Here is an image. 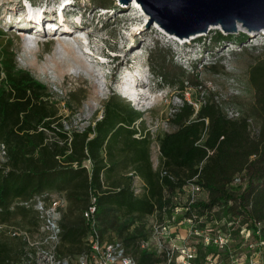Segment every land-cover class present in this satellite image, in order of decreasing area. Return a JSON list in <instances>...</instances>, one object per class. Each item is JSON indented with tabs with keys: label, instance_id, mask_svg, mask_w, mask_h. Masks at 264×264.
I'll return each instance as SVG.
<instances>
[{
	"label": "trees",
	"instance_id": "obj_1",
	"mask_svg": "<svg viewBox=\"0 0 264 264\" xmlns=\"http://www.w3.org/2000/svg\"><path fill=\"white\" fill-rule=\"evenodd\" d=\"M93 3L106 8L113 0ZM247 37L244 32L215 30L211 40L214 44L241 43ZM10 49L0 56V146H4L0 225L13 226L12 218L20 215L36 228L40 218L35 203L27 207L23 201L32 202L36 196L45 201L62 197L66 204L61 209L56 256L71 260L87 250L89 227L83 211L94 195L101 237L108 240L115 235L127 250L133 248L137 264H158L161 259L154 251L140 247V241L150 235L144 222L148 216L158 215L163 221L171 218L175 208L185 207L184 218L195 216V223L203 219L196 224L198 229L219 227L223 219L220 228L233 222L237 226L234 234L243 224L253 227L254 222L264 221V58L249 66L247 82L253 102L246 114L236 108L237 118H229L218 100L204 99L195 107L181 94L182 103L169 118L175 129L157 137L160 160L154 168L150 133L135 125L140 118L137 111L110 98L93 128L68 135L58 101L50 100L53 93L18 68ZM163 62L151 56V70H160L156 73L160 79L176 82L182 90L187 82L183 71L170 73ZM191 82L199 87L198 82ZM240 173L246 184H232ZM135 178L142 183L137 192ZM191 183L207 196L198 195L192 202L187 197L181 205L180 193ZM15 239L21 244L19 250L0 240V264H29L24 255L26 243ZM198 252L201 259L217 248L200 241ZM221 255L227 258L228 250Z\"/></svg>",
	"mask_w": 264,
	"mask_h": 264
},
{
	"label": "rangeland",
	"instance_id": "obj_2",
	"mask_svg": "<svg viewBox=\"0 0 264 264\" xmlns=\"http://www.w3.org/2000/svg\"><path fill=\"white\" fill-rule=\"evenodd\" d=\"M3 1L0 13L6 15L0 14V56L11 47L10 51L16 54L18 68L28 71L53 93L50 100L58 101L62 120L67 124L71 120L73 125H85L86 121L101 118L110 98L137 111L140 118L135 125L138 124L143 133H150V155L154 168H157L160 160L157 137L175 129L169 118L175 107L182 103L181 94L195 107L196 102L209 98L222 102L223 106L225 103L231 108H238L244 114L250 110L253 90L248 86L247 72L257 58H264V32L246 33L248 37L241 43L214 44L211 36L219 29H211L205 35L186 42L185 38L167 33L155 21L147 29L150 18L135 0L128 2V6L113 0L106 8L94 4L93 0H70L73 4L69 8L72 12L67 13L68 21L82 20V27L74 28L72 23L67 22L70 30L57 29L48 33L45 28L36 30L34 23L23 33L15 25L11 26L10 22L25 16L27 9L22 8L21 4L28 0H12L13 4H10V0H0V3ZM63 1L33 0V5L29 7L33 8L32 13L39 6L47 5V10L58 13ZM16 5L19 9L17 13L14 12ZM66 44L71 48L68 51ZM56 45L59 46L55 55L58 68L50 60ZM151 56L164 59L165 70L170 73L183 71V79L187 82L182 90L178 83L160 79V75L156 74L160 70L156 69L155 73L151 70ZM127 74H135L138 80L143 79L136 86L137 92L142 93L138 97L139 103L121 90ZM191 80L198 82L199 87H194ZM1 149L0 163L4 158ZM134 185L140 191L142 183L138 178H135ZM180 194V203L184 205L187 191ZM206 196L205 192L199 193V198ZM185 212V207H179L175 215L179 220V224L175 223L179 228L177 231L184 236L189 228L184 218ZM155 220L160 221L158 215L145 219L147 232H151ZM202 222L203 219L196 224L199 226ZM224 222L222 219L218 226H223ZM10 223L13 226L0 225V240L8 241L16 250L21 244L15 237L21 240L22 237L21 234L12 236L10 228L21 232L25 230L32 244L45 242V235L38 231V227L35 228L29 221L24 222L20 215L14 216ZM108 238L117 237L111 235ZM234 238L231 253L238 258L236 264H246L247 248L240 243L239 236ZM128 252L135 256L133 248ZM71 260L70 264H77L75 257H71Z\"/></svg>",
	"mask_w": 264,
	"mask_h": 264
},
{
	"label": "built area",
	"instance_id": "obj_3",
	"mask_svg": "<svg viewBox=\"0 0 264 264\" xmlns=\"http://www.w3.org/2000/svg\"><path fill=\"white\" fill-rule=\"evenodd\" d=\"M225 112L229 118H237L240 113L237 109L224 105ZM103 117V116H102ZM101 117V118H102ZM86 121L85 125L69 124L63 122V128L68 132V135L73 132H83L89 127L93 128L96 121ZM93 134H90L92 136ZM4 154V146H0ZM87 169L89 166L87 165ZM129 175H132L130 172ZM243 174L235 176L232 184L244 183ZM243 181V182H242ZM137 192V189L135 190ZM201 192L200 186L191 183L187 187V197L189 202L194 201ZM96 197H90V204L83 211V217L88 224V233L86 236L87 250L80 254L77 259V264H137V259L128 252L123 242L119 239L107 240L101 237L97 220L95 217ZM25 206L34 204V208L39 212L38 231L43 233V241L32 244L25 233L17 231L15 228H10L9 232L12 236L21 234L22 240L26 243L25 261L29 264H70L68 258H59L56 256V249L60 243V219L61 209L65 206L66 201L59 196H52L50 200L45 201L42 197L36 196L34 200L23 201ZM179 208H175L171 218L152 223L149 240H141L140 247L154 251L161 259L158 264H236L237 257H233L231 242L234 237H240V243L247 248L245 253L246 264H263L264 250V221L254 222L253 227L248 224L240 226L239 233L234 234L237 226L233 222L228 223L226 229L215 227L214 229L207 225L203 229L196 227L195 216L186 217L185 220L189 224L187 233L181 235L177 231L176 214ZM210 228V229H209ZM179 229V228H178ZM189 239H191L189 241ZM42 241V240H41ZM203 241V245L213 244L217 248V252L207 253L203 258H199L198 244ZM228 250V257L224 258L221 252Z\"/></svg>",
	"mask_w": 264,
	"mask_h": 264
},
{
	"label": "water",
	"instance_id": "obj_4",
	"mask_svg": "<svg viewBox=\"0 0 264 264\" xmlns=\"http://www.w3.org/2000/svg\"><path fill=\"white\" fill-rule=\"evenodd\" d=\"M128 6L131 0H118ZM167 33L187 38L219 27L224 34L264 32V0H135Z\"/></svg>",
	"mask_w": 264,
	"mask_h": 264
},
{
	"label": "bare ground",
	"instance_id": "obj_5",
	"mask_svg": "<svg viewBox=\"0 0 264 264\" xmlns=\"http://www.w3.org/2000/svg\"><path fill=\"white\" fill-rule=\"evenodd\" d=\"M10 4H13V1L10 0ZM33 0H28L26 3L21 4L22 8H26V6H31L33 5ZM27 4V5H26ZM73 3L69 0H65L62 2V4L59 5L58 7V13H56L55 10H47V5L44 6H39L38 8H36V11H33L31 13V9L33 8H28L27 12L25 13V16L22 17L21 19H13L11 23V26L15 25L19 30H21V32L24 33V31H26L27 29L32 28V25L35 23V29L36 30H47L48 33L51 31H56L57 29H62V31L65 30H70V28L68 27L67 22L72 23V26L74 28H79L83 26V22L82 20L79 21L78 19L74 20V21H68V17H67V13H71L72 10L69 9L70 6ZM4 5V1L2 3H0V7H2ZM18 5H16L14 12L17 13V11L19 10L17 8ZM1 16H5L6 14H4V12L0 13ZM147 19V17H146ZM55 20V21H53ZM211 29H219V27H211L209 31H211ZM242 28L238 25V30H241ZM208 31V32H209ZM54 34V33H53ZM206 34V33H205ZM205 34H201V35H192L190 37L185 38L184 41L186 42H191L192 39L205 35ZM264 34V33H262ZM67 46V51L70 50V45L66 44ZM59 46H55L54 47V52H53V56L51 57V62L53 63V65L58 68L59 67V63L58 60L56 58V53L58 52ZM129 51V50H128ZM94 57V56H93ZM148 65V63H147ZM126 76H128L127 79H125V85L122 86L121 90L123 91V93L129 94L130 96H132V98L139 103L140 101H138V97L140 94L137 92V83L138 81H143V79H137L135 74H127ZM140 78V77H139ZM145 96V95H144Z\"/></svg>",
	"mask_w": 264,
	"mask_h": 264
}]
</instances>
